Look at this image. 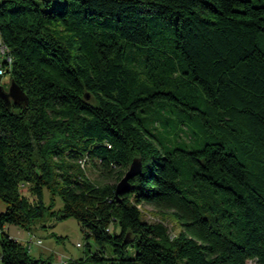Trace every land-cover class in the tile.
<instances>
[{"label":"trees","instance_id":"16d2710c","mask_svg":"<svg viewBox=\"0 0 264 264\" xmlns=\"http://www.w3.org/2000/svg\"><path fill=\"white\" fill-rule=\"evenodd\" d=\"M51 2L0 3V263L51 264L4 232L51 216L95 246L69 264H264V0Z\"/></svg>","mask_w":264,"mask_h":264},{"label":"rangeland","instance_id":"374dc122","mask_svg":"<svg viewBox=\"0 0 264 264\" xmlns=\"http://www.w3.org/2000/svg\"><path fill=\"white\" fill-rule=\"evenodd\" d=\"M4 0H0V3ZM51 6L56 3L55 0H51ZM0 85L7 90L10 86V75L5 73L1 76ZM166 114L164 112L159 113L158 110L151 115V120H157L160 122L164 119ZM158 124L156 127H158ZM82 168L90 180L94 182H101L103 178L97 168L92 166L91 163H81ZM43 200L46 205L51 202V195L47 190H44ZM61 207L59 198L55 197L53 210H58ZM5 209V205L0 201V213ZM143 217L147 222H158L161 221L159 212L153 211L150 208H144L142 210ZM165 220L163 221L165 226L168 228L172 235L179 232L180 227L177 224L175 218L170 214H163ZM4 232L12 239L18 241L26 246V241L30 238V235L40 239L42 241L41 246L32 245L29 254L35 260L51 261V264H58L61 256H64L71 261H81L88 252L95 249L92 241L89 240L90 247H86V241L80 231V226L74 218H67L64 220L56 219L51 216L38 220L34 227L30 230H25L18 226L6 225L4 226ZM80 244V247H77ZM27 247V246H26ZM1 264V263H0ZM246 264H258L256 261L249 260Z\"/></svg>","mask_w":264,"mask_h":264},{"label":"water","instance_id":"95a60500","mask_svg":"<svg viewBox=\"0 0 264 264\" xmlns=\"http://www.w3.org/2000/svg\"><path fill=\"white\" fill-rule=\"evenodd\" d=\"M0 100L8 108H10L12 104H17V105L27 104V96L19 88V86L13 81L10 82V86L7 90H5L0 85ZM140 171H141V161L139 158H134L130 163L124 176L115 185L114 195L116 198H119L121 194L129 191L130 180L133 177H135Z\"/></svg>","mask_w":264,"mask_h":264},{"label":"built area","instance_id":"2783aa9c","mask_svg":"<svg viewBox=\"0 0 264 264\" xmlns=\"http://www.w3.org/2000/svg\"><path fill=\"white\" fill-rule=\"evenodd\" d=\"M2 62L6 63V66H2ZM11 63H12V57L9 54V50L7 46L2 42V40H0V76L7 73V69L10 68ZM19 187L24 188L25 185L20 184ZM25 243H26L28 251L31 250L32 245H36V246L42 245V241L32 235H30V238ZM80 246H81L80 244H77V247H80ZM70 261H71L70 259L64 256H61V258L58 261V264H69Z\"/></svg>","mask_w":264,"mask_h":264}]
</instances>
